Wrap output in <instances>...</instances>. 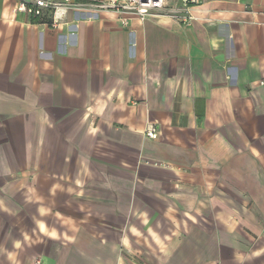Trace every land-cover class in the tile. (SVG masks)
Masks as SVG:
<instances>
[{
	"label": "crops",
	"instance_id": "1",
	"mask_svg": "<svg viewBox=\"0 0 264 264\" xmlns=\"http://www.w3.org/2000/svg\"><path fill=\"white\" fill-rule=\"evenodd\" d=\"M31 2L0 0V264H264V0Z\"/></svg>",
	"mask_w": 264,
	"mask_h": 264
},
{
	"label": "built area",
	"instance_id": "2",
	"mask_svg": "<svg viewBox=\"0 0 264 264\" xmlns=\"http://www.w3.org/2000/svg\"><path fill=\"white\" fill-rule=\"evenodd\" d=\"M197 0H184L185 8L188 5L196 4ZM30 17H41L45 10L52 11L54 16L58 9L71 11H85L95 13L102 10H111L117 16L122 26H127L128 21L136 19L144 21L147 17L159 13L164 8V0H103L93 3L92 0H63L61 3L48 0H32L30 4L21 5ZM185 15L178 17L183 22L193 21V17L184 11ZM159 130L155 126H149L144 131V136L149 139H156Z\"/></svg>",
	"mask_w": 264,
	"mask_h": 264
},
{
	"label": "trees",
	"instance_id": "3",
	"mask_svg": "<svg viewBox=\"0 0 264 264\" xmlns=\"http://www.w3.org/2000/svg\"><path fill=\"white\" fill-rule=\"evenodd\" d=\"M31 19V22L32 23H43V22H48V23H50L49 21H47V20H45L44 18H40V17H31L30 18Z\"/></svg>",
	"mask_w": 264,
	"mask_h": 264
}]
</instances>
